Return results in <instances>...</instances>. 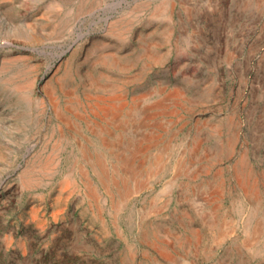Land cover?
I'll return each instance as SVG.
<instances>
[{"label": "rangeland", "instance_id": "374dc122", "mask_svg": "<svg viewBox=\"0 0 264 264\" xmlns=\"http://www.w3.org/2000/svg\"><path fill=\"white\" fill-rule=\"evenodd\" d=\"M0 264H264V0H0Z\"/></svg>", "mask_w": 264, "mask_h": 264}, {"label": "bare ground", "instance_id": "6f19581e", "mask_svg": "<svg viewBox=\"0 0 264 264\" xmlns=\"http://www.w3.org/2000/svg\"><path fill=\"white\" fill-rule=\"evenodd\" d=\"M145 27V26H144ZM153 43V42H152ZM102 71V70H101ZM89 116V115H88ZM91 118V117H90ZM92 125H94V124H92Z\"/></svg>", "mask_w": 264, "mask_h": 264}]
</instances>
